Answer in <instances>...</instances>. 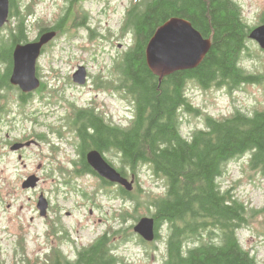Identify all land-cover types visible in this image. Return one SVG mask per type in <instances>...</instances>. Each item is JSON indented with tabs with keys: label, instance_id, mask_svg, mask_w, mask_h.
I'll use <instances>...</instances> for the list:
<instances>
[{
	"label": "rangeland",
	"instance_id": "374dc122",
	"mask_svg": "<svg viewBox=\"0 0 264 264\" xmlns=\"http://www.w3.org/2000/svg\"><path fill=\"white\" fill-rule=\"evenodd\" d=\"M22 1L31 7L32 13L26 26L37 27H48L50 22L62 16L70 4L69 0ZM134 1L80 0L72 6L79 16H85L86 27L73 25V19L72 22L68 21V30L63 31L46 48L45 55L39 60L44 88L40 96H34L19 107L30 115L39 111L38 119L42 125L26 117L19 124L18 135L29 138L47 130V126L63 125L60 118L65 117L67 112L90 103H94L99 112H104L107 121L122 127L130 125L133 105L120 86L117 61L132 45L131 35L122 30V23L125 9ZM234 1L240 6L242 19L247 26L264 23V0ZM34 33L31 31L28 34L32 38ZM77 65L86 68L89 78L84 84L78 85L72 80ZM239 65L249 73L262 71L264 50L248 39ZM95 79L103 80V86L95 88ZM185 91L190 106L198 110H180L179 128L185 137L193 130L204 127L206 114L222 118L237 109L248 114L253 110H264L262 84H243L228 91L225 87L216 86L202 89L189 81ZM11 102L9 99L10 108H18ZM8 130L11 134L15 133L11 124ZM51 141L60 144L57 135L49 133L47 141H39L42 145L29 147L23 152V162L10 148H0V259L10 264L11 258L19 254L25 261L44 264V255L52 245L46 231L52 226L57 232H66L68 238L63 249L73 260L80 248L91 244L111 226L112 230L124 228L127 231L115 235L118 240L114 243L115 254L126 264H163L166 226L159 228L160 236L157 239L143 244L139 242L142 238L129 227L136 222L135 216H150L152 200L165 193L164 180L153 174L149 166H141L130 191L131 197H122L118 185H106L94 173H80L77 170L80 163H61V155L56 163H48L51 156H48L46 145ZM62 143L65 156L76 160L67 137ZM249 158L250 152H246L229 160L218 183L222 190H228L247 206V223L237 231V236L242 247L249 250L259 264H264V173L253 168ZM40 161L44 162L38 171L41 182L35 190H25L21 186L23 178L37 171ZM111 164L115 168L121 167L118 158L111 159ZM39 191L43 192L52 208L47 212V218H42L36 206ZM252 210L260 211L253 214ZM121 213L125 214L123 221ZM124 234L126 238L121 241ZM56 241L59 244L60 239Z\"/></svg>",
	"mask_w": 264,
	"mask_h": 264
},
{
	"label": "trees",
	"instance_id": "16d2710c",
	"mask_svg": "<svg viewBox=\"0 0 264 264\" xmlns=\"http://www.w3.org/2000/svg\"><path fill=\"white\" fill-rule=\"evenodd\" d=\"M79 1L69 0L67 12L59 19L65 20L67 14L73 20L80 18L72 8ZM172 16L189 20L211 45L198 66L158 81L146 65L145 46L154 30ZM251 28L234 0H135L122 23L132 45L117 61L120 86L133 105L131 123L111 126L87 109L80 117L87 115L88 124L93 125V131H87V146H110L119 151L121 167L116 169L123 176H136L147 165L164 180L165 193L152 200L150 213L155 239L162 225L167 229L163 264H259L237 236L247 223V206L222 190L218 178L229 160L246 152H250L251 166L264 173V110L248 114L237 109L222 118L206 114L204 127L187 137L179 128L181 109L198 111L187 100L189 81L202 89L216 86L228 91L243 84L264 86V68L249 73L239 65ZM86 165L82 163L83 170L96 173ZM118 190L122 197H131L121 186ZM120 218L123 221L125 214ZM124 231L109 226L80 248L73 260L62 264H126L114 252L115 235ZM124 238L125 234L121 241Z\"/></svg>",
	"mask_w": 264,
	"mask_h": 264
},
{
	"label": "flooded vegetation",
	"instance_id": "af4514ba",
	"mask_svg": "<svg viewBox=\"0 0 264 264\" xmlns=\"http://www.w3.org/2000/svg\"><path fill=\"white\" fill-rule=\"evenodd\" d=\"M84 1V0H82ZM133 3V2H132ZM129 4V6L125 9V16L128 12L129 7L132 5ZM29 6H26L22 0H0V148L6 147L7 149L10 148L12 153L17 154V159L21 160L23 162V152L26 149H29V147H39L42 145L39 141L48 140L49 133H52L54 135H57L58 140L60 141V144L57 142L51 141L48 143L47 148L49 150L48 156L50 157V160H48V163H53V161L56 163L59 160V155L63 156V158L60 161L64 162H71L78 164L80 163V168L77 169L80 173H87L90 174L88 169H82V163H86L87 167L89 164L87 163L86 154L90 150H96L101 154V156L111 164V159L118 158L120 160V153L116 149L106 146H87V140H88V132L87 131H93V128L91 124H88L87 115L80 120V117L82 116V113L86 111H90L94 117L101 118L102 121L108 123L111 126H119L111 121H107L105 118L104 112H99L100 109L94 104L90 103L88 106H79L75 107V109H72L70 112H67L65 117L60 118L64 124L58 125V126H47L46 129L40 133H35L34 135L30 136L29 138H26L25 136H20L17 134V130L19 128V124L26 118L31 117L30 121H33L35 124L42 125L39 121L38 117L40 116L39 111H34L33 114H27L20 106H23L24 103H27L29 100H32L34 96H40V93L42 89L44 88L45 82L40 75L39 72V60L43 55H45L46 48L51 44V42L59 37L61 33L66 30H68L69 26H66V23L68 21L72 22L71 16L67 14L65 20L60 19H54L52 22H50V25L48 27H37L35 25H27L26 21L31 17L32 13L30 11ZM5 10V15H4ZM24 11L25 14H24ZM67 12V9L65 10ZM62 15H64L66 12ZM78 13V12H77ZM28 15V16H27ZM70 16V17H69ZM77 17L75 20H73V25H81V27L85 26V20L84 17L79 16V13L77 14ZM49 30H54L56 32V36L54 39H52L50 42L45 44L41 50V54L38 57L36 61V67H35V76L39 79V85L37 88L30 90V91H23L21 87L18 84H14L11 82V76L13 73L14 68V51L17 45H24L30 42L37 41L39 36ZM31 31H34V36L31 38L28 33ZM79 65H77L78 67ZM87 71H86V81L87 77ZM94 85L95 88H98L100 86H103L104 81L100 79H95ZM79 85V84H78ZM115 88H119V86H114ZM12 100L13 104H16L18 108L12 109L9 107L10 103L8 104V100ZM9 124L12 125V129L15 132L14 134H11L8 130ZM67 137L68 144L72 148L74 155H76V160L72 161V158H68L65 156V151H62V140ZM27 143H29L27 145ZM14 145H20L18 149H12ZM83 161V162H82ZM44 164L43 161H40L39 164H37V171L28 173L22 180L21 186L23 181L28 178L29 176H34L36 178V182L34 187H27L24 188L25 190L33 189L35 190L37 185L41 182V175L38 173V171L41 169V165ZM112 165V164H111ZM113 166V165H112ZM50 173V172H49ZM92 174V173H91ZM97 175V173H95ZM136 176H134V182H135ZM64 179V178H63ZM100 179L104 182L105 179ZM68 180V178H67ZM108 182V181H107ZM110 184V182H109ZM119 187V186H118ZM38 200L40 196H44L43 192L38 193ZM45 197V196H44ZM46 199V209L44 214H41V211L39 209L40 214L43 216L42 218H47L48 211H50L51 205L49 200ZM37 200V203H38ZM36 203V206H37ZM38 207V206H37ZM48 234V239H50L52 245L49 248V251L47 254L44 255L43 262L44 264H62L66 261H71L70 257H68L63 249V245L67 242V234L66 232H59L54 229V227L50 226L48 230L46 231ZM62 235V236H61ZM59 238L60 242L57 244L56 239ZM10 264H35L30 261H25L23 258H20L19 254L17 257L11 258ZM0 264H7L4 263L3 260L0 259ZM36 264H41L36 263Z\"/></svg>",
	"mask_w": 264,
	"mask_h": 264
},
{
	"label": "water",
	"instance_id": "95a60500",
	"mask_svg": "<svg viewBox=\"0 0 264 264\" xmlns=\"http://www.w3.org/2000/svg\"><path fill=\"white\" fill-rule=\"evenodd\" d=\"M4 10V15H5ZM56 36L54 30L43 32L37 41L24 45H17L14 51V68L11 82L18 84L23 91H30L38 87L39 79L35 76L36 61L45 44ZM248 39L255 41L264 50V23L252 27ZM211 41L205 38L189 20L172 16L159 25L149 38L145 46V62L148 69L161 81L165 76L180 70H190L200 64L209 50ZM73 82L84 84L86 68L79 65L72 74ZM29 143H27L28 145ZM14 145L12 149H18ZM87 163L106 181L121 186L126 191L133 189L134 175L130 178L123 176L114 166L108 163L99 152L90 150L86 154ZM36 178L29 176L22 187H34ZM38 208L41 214L46 209V199L40 196ZM132 231L144 241L155 239V223L152 216H141L132 226Z\"/></svg>",
	"mask_w": 264,
	"mask_h": 264
}]
</instances>
